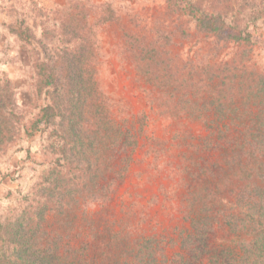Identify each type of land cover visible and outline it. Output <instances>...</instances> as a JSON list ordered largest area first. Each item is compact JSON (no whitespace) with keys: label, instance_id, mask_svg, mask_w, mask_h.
Masks as SVG:
<instances>
[{"label":"rangeland","instance_id":"1","mask_svg":"<svg viewBox=\"0 0 264 264\" xmlns=\"http://www.w3.org/2000/svg\"><path fill=\"white\" fill-rule=\"evenodd\" d=\"M230 2L224 35L238 36L232 21L242 22L257 41L250 62L262 71L264 0ZM123 28L148 37L161 55L153 62L180 70L179 81L160 89L140 74L125 53ZM211 40L167 0H0V83L16 88L25 121L44 103L36 65L53 64L50 56L84 49L82 62L97 82L81 129L67 114L0 152V221L44 198L49 246L63 253L69 244L91 264H264V216L256 207L264 178L242 170L236 152L243 128L218 119L204 87L220 83L206 75L209 66L239 49L231 38L214 52ZM194 70L209 77L199 87L190 81ZM226 97L241 113L258 110ZM159 98L174 110L163 111ZM58 172L75 197L63 208L59 189L40 196L41 186L55 187Z\"/></svg>","mask_w":264,"mask_h":264},{"label":"trees","instance_id":"2","mask_svg":"<svg viewBox=\"0 0 264 264\" xmlns=\"http://www.w3.org/2000/svg\"><path fill=\"white\" fill-rule=\"evenodd\" d=\"M211 1L210 4L205 5L204 2L199 3L196 0H167L193 16L196 34L206 39L211 38L210 44L214 52L227 47L231 38L236 39L234 46L239 51L233 52L229 61L222 60L213 63L206 73L211 79H218L220 83L217 87L210 84H204V87L206 86L213 96L212 105L216 109L218 119L229 121L238 128H243L238 130L241 136V138L238 136V139L239 141L242 139V143H240V151L236 152L237 159L242 163V170L249 173L251 169H257L256 174L264 178V70H259L256 64L250 62L249 53L252 52L257 41L251 42V33L243 29L242 22L238 20L232 21L239 31L238 36H225V29L230 23L226 10L232 2L230 0ZM113 21H119L117 15ZM180 24L183 27L184 23ZM123 30L126 41L125 53L133 61L140 74L145 75L149 81L156 82V86L160 89H165L172 82L179 81L180 70L168 63L164 66L157 65L156 61L161 55L148 37L126 28ZM247 40L250 49H247L248 46L244 43ZM261 43H264L263 40ZM85 57L84 49L65 50L63 54L57 53L54 57H49L50 61L55 60L53 64L41 62L36 65L40 76L36 90L40 94L45 93V98L39 112L26 121V115L18 111L19 100L16 98V88L8 81L0 83V152L6 150L9 144L22 133H34L35 130L52 124L56 118L66 119L67 114L70 116L68 121L72 127L82 128L85 118L83 114H86V111L97 101V93L93 91L97 83L95 71L93 72L82 62ZM62 59L65 62L61 63ZM146 59L151 62H146ZM155 59L157 60L153 62ZM204 77L209 79L208 76L195 70L190 73V81L195 87L205 82ZM229 95L241 97L242 107L245 109L252 104L258 110L256 112L245 110L241 113L239 107L227 99L226 96ZM157 101L163 111L169 113L174 110L160 98ZM27 105L25 104L24 107ZM99 106L104 108L102 104ZM116 127L119 129V126L116 125ZM23 129L24 132H22ZM41 129L44 131V128ZM226 129L230 130L229 124H226ZM251 158L258 160L257 166H249L248 162ZM53 182H55V187L41 186L40 196L43 197L45 193L51 194L57 188L59 190L56 195L58 194L61 200L58 206L63 208L64 200H67L66 204L71 205L75 198L71 191L73 188L68 190L67 180L63 184L61 172L57 173ZM261 191L256 200V207L258 212H262L264 216V189ZM38 200L37 205L30 202L21 211L11 210L0 221V240H3L5 244L0 247V264H91L87 259L78 255L79 249H74L69 244L65 245L63 253L60 252L59 245L56 243L53 247L49 246L45 239L46 234L42 230L45 212L49 208L47 202L49 200L46 201L44 198Z\"/></svg>","mask_w":264,"mask_h":264}]
</instances>
